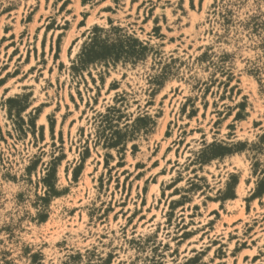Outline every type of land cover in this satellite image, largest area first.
I'll return each instance as SVG.
<instances>
[{"label": "rangeland", "instance_id": "rangeland-1", "mask_svg": "<svg viewBox=\"0 0 264 264\" xmlns=\"http://www.w3.org/2000/svg\"><path fill=\"white\" fill-rule=\"evenodd\" d=\"M0 264H264V0H0Z\"/></svg>", "mask_w": 264, "mask_h": 264}]
</instances>
